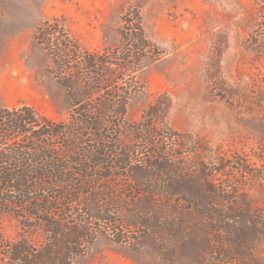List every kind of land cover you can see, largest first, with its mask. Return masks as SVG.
Listing matches in <instances>:
<instances>
[{
  "label": "rangeland",
  "instance_id": "obj_1",
  "mask_svg": "<svg viewBox=\"0 0 264 264\" xmlns=\"http://www.w3.org/2000/svg\"><path fill=\"white\" fill-rule=\"evenodd\" d=\"M133 1L0 0V107L29 106L52 121H70L81 103L68 109L64 82L76 80L83 54L118 47L122 17ZM140 1L151 50L136 72L120 78L116 87L127 92L125 116L110 118L118 126L103 131L114 128L112 137L133 150L132 160L169 158L195 171L205 168L208 182L231 204L249 207L264 223V0ZM41 28L57 30L51 47L39 34ZM64 40L76 47L75 57L57 66L49 54L65 50ZM108 153L104 158L119 157ZM126 174L121 168L112 172L114 178L119 175L113 180L117 204L100 205L105 216L118 221L130 213L120 206L137 197ZM77 207L57 203L50 213L37 215L51 219L73 213L75 218ZM10 208L16 218L9 207L0 214V264H12L4 244L26 240L35 250L43 246L38 221ZM80 224L89 227L90 236L70 253V264H155L147 252L138 259L132 229L112 233V227L97 220ZM260 239L253 259L240 264H264ZM210 262L238 264L216 253Z\"/></svg>",
  "mask_w": 264,
  "mask_h": 264
},
{
  "label": "trees",
  "instance_id": "obj_2",
  "mask_svg": "<svg viewBox=\"0 0 264 264\" xmlns=\"http://www.w3.org/2000/svg\"><path fill=\"white\" fill-rule=\"evenodd\" d=\"M140 4L134 0L123 15L118 47L101 54H83L73 74L76 80L64 82L68 109L81 103L72 111L70 121H52L29 106L0 107V214L5 206L16 218L10 207L21 209L38 221L44 235L40 250L26 240L4 244L12 264H70V253L90 236L89 227L80 224L85 220L109 225L112 233L119 228L132 229L138 259L147 252L155 264H213L210 258L214 253L231 263H246L264 237V223L249 207L231 204L220 188L208 182L205 168L195 171L169 158L132 160L133 150L112 137L116 130L103 131L104 126H118L110 118L125 116L127 92L116 87L120 78L125 72H136L151 50ZM39 31L48 47L58 40L55 28ZM64 41L68 43L65 50L49 54L57 66L65 60L71 63L75 57L76 47ZM147 114L150 118L152 111ZM108 152L119 157L104 158ZM120 168L126 170L137 194L120 206L130 209L123 221L105 216L108 212L100 206L117 204L113 180L119 175L114 178L112 172ZM103 181L108 183L102 185ZM57 203L78 206L75 211L79 216L58 214L49 219L37 215L50 213ZM116 238L122 241L121 234Z\"/></svg>",
  "mask_w": 264,
  "mask_h": 264
}]
</instances>
